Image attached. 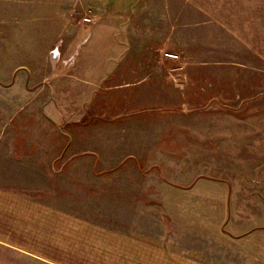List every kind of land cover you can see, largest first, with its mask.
<instances>
[{
	"label": "rangeland",
	"instance_id": "374dc122",
	"mask_svg": "<svg viewBox=\"0 0 264 264\" xmlns=\"http://www.w3.org/2000/svg\"><path fill=\"white\" fill-rule=\"evenodd\" d=\"M83 1L0 0V130L72 116L93 132L69 129L79 159L139 160L195 225L241 209L264 264V0ZM0 264L23 263L0 246Z\"/></svg>",
	"mask_w": 264,
	"mask_h": 264
},
{
	"label": "crops",
	"instance_id": "0c3cea01",
	"mask_svg": "<svg viewBox=\"0 0 264 264\" xmlns=\"http://www.w3.org/2000/svg\"><path fill=\"white\" fill-rule=\"evenodd\" d=\"M124 17L106 20L129 23ZM3 118L8 123L12 116ZM35 120L32 127L26 117L19 127L0 130V246L23 264L246 263L257 241L246 240L254 220L241 223V209L221 210L195 225L188 209L157 202L174 198L158 192V179L143 175L139 160L131 164L135 174L125 176L109 174L116 162L79 159L94 152L79 146L82 141L69 129L93 132L77 128L72 116L62 119L65 128L54 120L46 128L40 116ZM226 211L237 217L231 222L226 215L222 223ZM207 212L212 211L197 215Z\"/></svg>",
	"mask_w": 264,
	"mask_h": 264
},
{
	"label": "built area",
	"instance_id": "2783aa9c",
	"mask_svg": "<svg viewBox=\"0 0 264 264\" xmlns=\"http://www.w3.org/2000/svg\"><path fill=\"white\" fill-rule=\"evenodd\" d=\"M83 23H91V18H85V19L83 20Z\"/></svg>",
	"mask_w": 264,
	"mask_h": 264
}]
</instances>
